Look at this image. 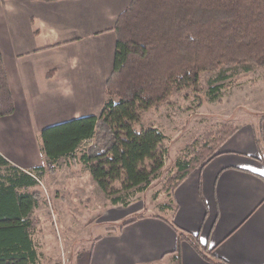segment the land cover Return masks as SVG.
Instances as JSON below:
<instances>
[{"label":"crops","instance_id":"1","mask_svg":"<svg viewBox=\"0 0 264 264\" xmlns=\"http://www.w3.org/2000/svg\"><path fill=\"white\" fill-rule=\"evenodd\" d=\"M129 2L0 0V54L14 102L13 113L0 116L4 158L22 169L42 166L41 129L100 113L115 50L112 28ZM237 126L218 153L175 188L173 223L229 264H264V165L253 122ZM261 132L264 139V120ZM129 209L104 207L105 231L71 264H211L184 241L174 258L176 232L164 220L170 214L135 216L136 208Z\"/></svg>","mask_w":264,"mask_h":264},{"label":"trees","instance_id":"2","mask_svg":"<svg viewBox=\"0 0 264 264\" xmlns=\"http://www.w3.org/2000/svg\"><path fill=\"white\" fill-rule=\"evenodd\" d=\"M112 30L116 38L114 57L100 113L41 129L42 166L22 169L0 154V264L38 263L34 234L39 219L32 210L40 193L34 187L59 159L79 156L109 203L126 207L135 193L149 186L162 167L165 153L160 151L162 132L152 125L139 131L134 128L141 118L139 110L159 107L173 91L189 87L199 90L201 72H217L236 64L264 66V0H130ZM218 88L212 86L210 93ZM13 111L0 54V116ZM263 120L264 116L253 132L264 165ZM237 129L236 125L222 124L188 145L184 155L173 161V173L164 188L167 201L160 209L171 212L164 220L176 232L174 258L184 241L205 261L229 264L197 235L173 223L177 210L173 192L214 157ZM88 140L93 144L78 155V148Z\"/></svg>","mask_w":264,"mask_h":264},{"label":"rangeland","instance_id":"3","mask_svg":"<svg viewBox=\"0 0 264 264\" xmlns=\"http://www.w3.org/2000/svg\"><path fill=\"white\" fill-rule=\"evenodd\" d=\"M198 85L199 90L189 87L173 91L159 107L139 110L141 118L134 128L139 131L152 125L162 132L160 151L165 153L162 167L149 186L132 197L129 207L136 208L135 216L171 214L160 209L167 201L164 188L167 177L173 173V161L184 155L188 145L222 124L253 122L256 126L264 116V66L236 64L217 72H201ZM217 85L218 90L210 93L211 87ZM212 95L216 97L214 100ZM90 144L92 140L83 141L77 154ZM78 158L59 159L55 168L47 171L34 187L40 193L34 215L39 219L34 234L38 264H59L62 257L71 260L98 233L105 231L99 220L109 198Z\"/></svg>","mask_w":264,"mask_h":264},{"label":"built area","instance_id":"4","mask_svg":"<svg viewBox=\"0 0 264 264\" xmlns=\"http://www.w3.org/2000/svg\"><path fill=\"white\" fill-rule=\"evenodd\" d=\"M38 183H41L40 179L37 180ZM59 264H71L68 258L62 257Z\"/></svg>","mask_w":264,"mask_h":264}]
</instances>
